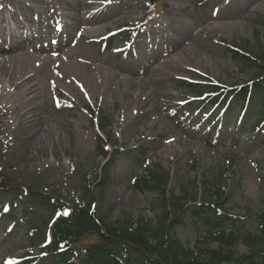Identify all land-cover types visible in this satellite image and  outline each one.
<instances>
[{
    "label": "rangeland",
    "instance_id": "374dc122",
    "mask_svg": "<svg viewBox=\"0 0 264 264\" xmlns=\"http://www.w3.org/2000/svg\"><path fill=\"white\" fill-rule=\"evenodd\" d=\"M0 1L19 10L26 30L30 20L42 34H59L63 27L50 0ZM164 1L167 8L153 21H145L144 0H130L131 11L106 21L98 32L76 31L75 21L64 22L59 46L42 41V52L35 49L37 39L20 35L11 40L9 54L17 57L9 66L0 64L10 96L1 104H16L22 93L8 86L11 72L15 80L29 74L35 87L29 97L41 126L24 129L12 107L0 110V173L34 189L32 194L25 188L0 189V264H23L26 255H38L50 215L47 203L63 201L58 215L69 216L71 207L81 203L84 185L108 222L155 221L161 195L138 188L134 179L148 176L156 165L168 171L171 195L195 197L171 230L184 247L193 248L201 232L191 211L210 189L228 200L236 219L242 218V229L259 224L264 130H247L245 123L231 127L234 116L224 113L212 128L214 122L207 124L185 102L191 92L177 82L228 86L250 80L258 70L255 61L243 62L234 51L264 55V25L254 23L264 19V0ZM102 38L112 41L111 51L103 50ZM102 118L109 121L105 134L97 127ZM100 134L111 139L114 151L101 183ZM30 224L38 226L37 234ZM245 251L240 245L238 253ZM116 252L143 264L136 249ZM38 257L35 264H58L52 253ZM84 258V251L77 250L68 262L83 264Z\"/></svg>",
    "mask_w": 264,
    "mask_h": 264
},
{
    "label": "trees",
    "instance_id": "16d2710c",
    "mask_svg": "<svg viewBox=\"0 0 264 264\" xmlns=\"http://www.w3.org/2000/svg\"><path fill=\"white\" fill-rule=\"evenodd\" d=\"M152 14L160 12L164 4L161 0H147ZM256 23H264L257 20ZM238 54V53H237ZM248 59L246 55H240ZM261 72L242 86L221 89L213 84L201 85L184 82L195 95L209 93L203 102H193L198 109L204 102L243 114L249 120L248 128H264V56L261 55ZM212 95V96H211ZM103 156L106 152H101ZM106 170H104L105 177ZM150 178L136 181L138 186L161 194V211L152 221H131L124 218L117 223L108 222L100 213L95 195L84 185L81 190V205L71 208L70 217H58L56 212L62 207L58 200L49 202V218L45 222L43 236L49 241L47 249L55 252L59 264H68V252L74 248L85 250L84 264H132L116 251L136 249L143 264H264V198L257 216L260 221L254 230L242 229L241 221L230 215L226 199H221L217 191L210 192L207 202L201 208L193 209V217L198 221L199 233L193 248L184 247L171 230L178 223L176 217L181 212L186 196H168L167 173L151 172ZM104 179H100L103 182ZM210 185L207 184V187ZM23 188L17 180L0 174L1 188ZM30 193L33 189L26 188ZM211 191V189H210ZM237 221V222H236ZM52 225V226H51ZM51 226V227H50ZM36 232L38 226L31 225ZM50 228V229H49ZM202 228V229H201ZM51 231L49 239L47 232ZM32 232V233H34ZM246 251L238 253L239 246ZM30 260L28 262H31Z\"/></svg>",
    "mask_w": 264,
    "mask_h": 264
},
{
    "label": "bare ground",
    "instance_id": "6f19581e",
    "mask_svg": "<svg viewBox=\"0 0 264 264\" xmlns=\"http://www.w3.org/2000/svg\"><path fill=\"white\" fill-rule=\"evenodd\" d=\"M49 2L51 6L61 13L64 20L63 27L64 22L73 20L75 21L76 31L83 30L89 33L100 31L107 25L106 21L119 17L124 12L131 11L133 5L130 0H50ZM18 11L8 1H0V64L3 66H9V60L17 57L9 54L14 51V48L9 45L13 38L24 35L25 40L26 37H29L31 42L37 39L38 45H36L35 49L42 52L47 45L59 46V38L64 32L62 27L59 29V34H57L56 30H46L45 34H42L35 29L37 25L33 20H30V25L26 30L24 25H22V19ZM42 41L46 42L45 46H43ZM147 45L150 46L152 44ZM30 83L29 74L22 75L15 80V72L12 71L8 86L22 89V93L16 100V104L7 103L2 105L1 101L5 98L9 99L10 96L8 95L7 87L3 85L2 79H0V110L8 109V106L12 107L13 112H16L17 124L27 130L41 126L39 114L32 103L33 97H29L35 92L34 85H30ZM11 123L7 119L6 125L11 126Z\"/></svg>",
    "mask_w": 264,
    "mask_h": 264
}]
</instances>
